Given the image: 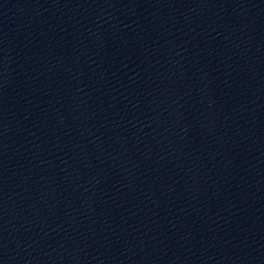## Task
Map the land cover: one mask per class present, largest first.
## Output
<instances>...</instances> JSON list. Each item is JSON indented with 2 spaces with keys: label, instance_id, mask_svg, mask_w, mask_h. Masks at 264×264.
I'll use <instances>...</instances> for the list:
<instances>
[{
  "label": "water",
  "instance_id": "obj_1",
  "mask_svg": "<svg viewBox=\"0 0 264 264\" xmlns=\"http://www.w3.org/2000/svg\"><path fill=\"white\" fill-rule=\"evenodd\" d=\"M0 264H264V0H0Z\"/></svg>",
  "mask_w": 264,
  "mask_h": 264
}]
</instances>
